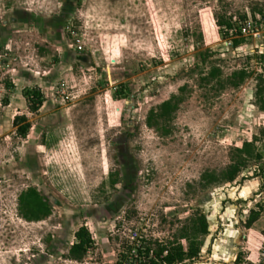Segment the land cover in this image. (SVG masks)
<instances>
[{
  "label": "rangeland",
  "instance_id": "rangeland-1",
  "mask_svg": "<svg viewBox=\"0 0 264 264\" xmlns=\"http://www.w3.org/2000/svg\"><path fill=\"white\" fill-rule=\"evenodd\" d=\"M263 14L264 0H0V264H135L140 245L185 244L182 228L198 215L209 226L201 264L216 251L224 264L255 262L264 25L257 37L237 33ZM211 68L220 78L205 80ZM239 70L248 78L232 88ZM180 94L158 122L165 131L149 127V112ZM243 143L252 158L238 153ZM239 158L233 182L202 181ZM29 190L51 208L42 221L20 215ZM252 212L256 233L245 225ZM81 229L92 245L73 261Z\"/></svg>",
  "mask_w": 264,
  "mask_h": 264
},
{
  "label": "trees",
  "instance_id": "trees-1",
  "mask_svg": "<svg viewBox=\"0 0 264 264\" xmlns=\"http://www.w3.org/2000/svg\"><path fill=\"white\" fill-rule=\"evenodd\" d=\"M261 17L264 18V14ZM217 25L219 27H224V29H230L231 27L229 22L225 21H218ZM256 58L258 61L264 62V54L257 55ZM218 74V69L211 68L206 74L207 78H205V80L216 79L217 77L220 78ZM247 78V72L245 70H239L233 72L226 79V83L232 88H237L242 85ZM258 81L259 83L256 91V98L258 100L257 105L261 111H264V79L261 75L258 76ZM181 92H183L182 89H180V93ZM25 95L28 99L29 97L37 99L38 105L40 104L39 99L41 95L38 92H26ZM180 100L181 94L173 95L169 100L160 104L156 109L151 110L147 118V125L149 127H156L157 130L165 131V128H160L158 122L171 117L177 110ZM33 105L32 109L36 111L38 105L35 103ZM18 120L22 121L23 118H18ZM28 127L29 126L26 124L19 128L20 135L24 137L28 131ZM237 151L239 154H245L250 158L253 157L251 146L247 143H243L241 149ZM255 157L258 156L255 155ZM245 166L246 161L244 158H239L220 174H205L201 177V179L206 185L231 183L234 181L240 170ZM18 210L22 218L28 222L42 221L47 218L51 212V208L47 200L35 190H29L28 192L20 194L18 197ZM257 218L258 213L252 212L246 222V226L250 227L257 220ZM190 222L191 224L189 227L186 226L182 228V234L180 235L181 241H184L185 244L180 242L171 244L156 243L154 248L146 246V244L143 246L140 245L135 248L137 258L139 259L135 264H180L184 262L192 263L195 261L199 256L200 248L202 246V241L199 238L207 235L208 223L203 215H198L197 218L190 219ZM75 237L77 241L70 247L68 251V258L73 261H79L85 255L86 250L91 247L92 239L85 229L79 230L75 234ZM125 259L126 257L123 256L121 258L123 261H120L119 263L122 264ZM239 260V258H236V261ZM129 264H133V262L131 261Z\"/></svg>",
  "mask_w": 264,
  "mask_h": 264
},
{
  "label": "built area",
  "instance_id": "built-area-1",
  "mask_svg": "<svg viewBox=\"0 0 264 264\" xmlns=\"http://www.w3.org/2000/svg\"><path fill=\"white\" fill-rule=\"evenodd\" d=\"M255 19H256L255 22H253V20H251V19H249L248 21L246 20V24L240 28V30L237 34H239L241 36L257 37L259 34V30L256 27L257 23H259V25L263 26L264 25V18L258 16ZM238 262L239 263H237V264H264V243L262 244V246L257 251V257H256L255 262H252L248 259H245L244 262H243V260H240Z\"/></svg>",
  "mask_w": 264,
  "mask_h": 264
},
{
  "label": "crops",
  "instance_id": "crops-1",
  "mask_svg": "<svg viewBox=\"0 0 264 264\" xmlns=\"http://www.w3.org/2000/svg\"><path fill=\"white\" fill-rule=\"evenodd\" d=\"M258 218H259V214H258ZM258 218L250 227L246 226V229H247V231L249 233H252V232L256 233V231L252 227L255 226L256 223L258 222ZM245 225H246V223H245ZM208 229H209V226H208ZM201 251H202V253L204 252L203 244H202V246L200 248V252H199L198 258L195 261H193L192 263H190V264H201V261H200L202 259V258H200V255L202 254ZM236 258H237V256L232 255V259H236ZM223 260H224V258L221 259L219 256H217V251H216V253L213 252V253L208 255V260H207L208 262L206 264H224Z\"/></svg>",
  "mask_w": 264,
  "mask_h": 264
}]
</instances>
